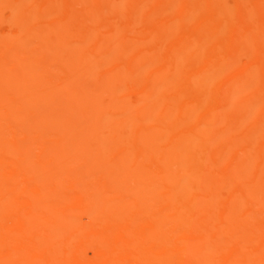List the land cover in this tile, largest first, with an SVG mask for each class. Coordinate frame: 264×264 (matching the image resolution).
I'll return each mask as SVG.
<instances>
[{
  "label": "bare ground",
  "instance_id": "1",
  "mask_svg": "<svg viewBox=\"0 0 264 264\" xmlns=\"http://www.w3.org/2000/svg\"><path fill=\"white\" fill-rule=\"evenodd\" d=\"M225 1L202 20L238 24L197 43L183 7L25 0L0 35V264H264V0Z\"/></svg>",
  "mask_w": 264,
  "mask_h": 264
},
{
  "label": "rangeland",
  "instance_id": "2",
  "mask_svg": "<svg viewBox=\"0 0 264 264\" xmlns=\"http://www.w3.org/2000/svg\"><path fill=\"white\" fill-rule=\"evenodd\" d=\"M146 2H148L149 4H147V7L146 8H144V9H146V10H144V12L146 13V15H145V18H147V20H148V18H150V20L151 19H153L152 18V15L154 14V11L153 10H155V9H157L158 7L157 6H160V5H162L163 7H167V9H164V10H168L169 11V13H167L166 14V17L167 18H170V20H172L173 18L172 17H170V14H172L171 16H175V19L173 20V21H175L176 20V17L178 16V17H180V19H181V16L182 15H184V14H182L183 12L185 13V12H189V13H185V16L187 15H196V16H193L192 15V17H191V19H189L190 21H187L186 19V17L184 18L187 22V25H186V23H184L183 22V24H181V25H176L177 27L178 26H180V29L182 28V30L181 31H179V32H183L184 30H183V28L186 30V29H191V31L195 28V27H197V28H195L198 32H197V34H198V40H197V38H196V40H197V43H209V42H214V41H212L213 40V38H214V40H221V39H223V37H225L226 38V36H225V34L227 35V37L229 36V31H232V29H234L233 28V26H234V24L235 23H233V22H235L236 21V24H238L237 23V20H239V19H235L234 21L233 20H231V19H226V22H225V20L222 22H220V23H212V21L211 20H208V21H206V22H204L202 19H204V18H201L202 16L201 15H203V14H205V15H208V13H210V12H208L209 10H208V8H210V6H211V3L212 2H210V0H187V3H189V1H190V3L189 4H187L186 2H184V0H149V1H147V0H145ZM151 1V2H150ZM153 1V2H152ZM184 3H183V2ZM235 1H238V0H231V1H229V0H226L225 1V3L227 4V6L228 5H234L235 3ZM159 4H157V3ZM183 5H182V4ZM230 3V4H229ZM234 3V4H233ZM5 8L3 7V9H5L4 10V18L3 17H0V21H2L3 20V22H0V35L1 36H6L9 40H10V44H9V46L10 47H13V50H14V47H15V44H14V41L16 40V35L20 32V28L18 27V22L19 21H21V22H23L22 20L25 18V0H22L21 1V4L19 3V0H5ZM172 4H174L176 7H174V5H172ZM179 4V5H178ZM186 5V6H185ZM188 5V6H187ZM212 6L213 7H211V9H213V12H212V10H211V12L212 13H214V5L212 4ZM184 8V11H183V8ZM194 7V8H193ZM206 7V8H205ZM78 8H79V6H78ZM178 8V9H177ZM180 8V9H179ZM187 8H188V10H187ZM0 9H2V8H0ZM159 9L161 10V6L157 9L158 11H159ZM208 11H207V10ZM156 10V11H157ZM163 10V11H164ZM181 10V11H180ZM2 11V10H1ZM0 11V12H1ZM147 11H148V15H147ZM153 11V12H152ZM155 11V12H156ZM167 11V12H168ZM171 11H173L174 13H171ZM179 11L181 12V14L179 13ZM183 11V12H182ZM164 12H166V11H164ZM163 12V13H164ZM208 12V13H207ZM153 13V14H152ZM192 13V14H191ZM194 13H196V14H194ZM201 13H203V14H201ZM1 14V13H0ZM211 14V13H210ZM116 15H118V16H116ZM200 16V17H198V16ZM149 16V17H148ZM151 16V17H150ZM120 17V18H119ZM121 17H122V15L120 14V13H118V14H115L114 16H112V20H111V23L112 22H115V23H113V24H115V25H117V26H122V22H123V20H122V22H119V21H121ZM127 17V16H126ZM125 17V18H126ZM165 17V19H167ZM177 17V18H178ZM110 18H111V16H110ZM118 18V19H117ZM123 19H124V17H122ZM172 18V19H171ZM183 18V17H182ZM198 20H197V19ZM236 18H238V17H236ZM117 19V20H116ZM127 19V18H126ZM179 19V18H178ZM199 19H200V22H199ZM233 19V18H232ZM129 20H131V19H129L128 18V21ZM143 20H145V22H146V24H147V21H146V19H143ZM148 20V24L150 25V23H151V21H153V20ZM204 20H206V19H204ZM109 21H110V19H109ZM172 21V22H173ZM233 21V22H232ZM241 21V20H240ZM101 22H103V23H101ZM101 22H99V23H101V24H103V26H107L108 24H106L108 21H106V22H104V21H101ZM125 22H127V20L125 21ZM189 22V23H188ZM204 22V23H203ZM209 22H211V23H209ZM242 22V21H241ZM124 23V22H123ZM182 23V22H181ZM243 23V22H242ZM241 23V26H240V24H239V28L240 29H238V30H241V28H245V26H246V29H244V32H246V30H247V28H250V23H249V25H247V24H245V25H243ZM247 23V22H246ZM94 24H96V23H94ZM98 24V23H97ZM145 24V23H144ZM145 24V25H146ZM175 24H177V23H175ZM110 25V24H109ZM124 25H126V23L124 24ZM187 27H186V26ZM190 25V26H189ZM192 25V26H191ZM196 25V26H195ZM198 25V26H197ZM242 25H243V27H242ZM96 26V25H95ZM110 26H113L114 27V25H110ZM116 26V27H117ZM139 26V25H138ZM138 26H136V28L138 27ZM147 26V25H146ZM145 26V27H146ZM171 26H172V23H171ZM174 26V25H173ZM176 26H174V28H176ZM22 27V26H21ZM98 27V26H97ZM97 27H94V28H97ZM108 27V26H107ZM122 27H124V26H122ZM219 27V28H218ZM232 27V28H231ZM235 27V26H234ZM101 27H100V24H99V28H98V30L100 29ZM105 28V27H104ZM103 28V29H104ZM118 28H120V27H118ZM136 28L134 29L135 31H136ZM139 28H140V26H139ZM103 29H101V30H99L100 32L103 30ZM179 29V30H180ZM203 29H205V30H203ZM22 30H24V25H23V28H22ZM97 30V29H96ZM97 30V31H98ZM137 30H138V28H137ZM200 30V31H199ZM229 30V31H228ZM106 31H108V30H106ZM106 31H104L103 30V32H106ZM122 31H124V36L122 37L123 39H125V42H128V37L130 38V39H132V37L133 38H135V40H136V37H137V39L139 38V35H137L136 33H134V34H136L135 35V37H134V34H133V32H131V33H127L128 32V30H127V32H126V30L125 29H123ZM190 31V30H189ZM190 31V32H191ZM202 31V32H201ZM204 31V32H203ZM205 31H207V33L205 32ZM208 31H209V33H208ZM241 31H243V30H241ZM241 31H239V32H241ZM95 32V31H94ZM99 32V34H103L102 32L100 33ZM177 32H178V30H177ZM185 32V31H184ZM189 32V33H190ZM201 32V33H200ZM213 32V33H212ZM229 32V33H228ZM23 34H24V32H22ZM126 33L127 34H129V36H127L126 35ZM185 33H188L187 32V30H186V32ZM203 33H206L207 35H204ZM132 36H131V35ZM197 34H196V36H197ZM203 34V35H202ZM95 35V34H94ZM98 35V34H97ZM177 35V34H176ZM214 35V36H213ZM120 36V35H119ZM118 36V37H119ZM171 36V35H170ZM202 36L204 37V36H206V37H204V39L206 40H204L203 38H202ZM211 36V37H210ZM216 36H217V38H216ZM165 37V36H164ZM172 37H173V35H172ZM219 37H221V38H219ZM120 38H121V36H120ZM169 38V37H168ZM203 40H202V39ZM206 38H208V40H210L209 42H208V40L206 39ZM210 38V39H209ZM224 38V39H225ZM165 39V38H164ZM170 39H171V37H170ZM169 39V40H170ZM173 39V38H172ZM171 39V40H172ZM212 39V40H211ZM227 39V38H226ZM225 39V40H226ZM160 40V39H159ZM166 41H168V40H166ZM202 41V42H201ZM222 41V40H221ZM224 41V40H223ZM122 42H124V40H122L121 41V43ZM161 44H162V46L164 45L162 42V40L161 41H159ZM160 43H151V45L148 47L149 49L151 48V49H154L155 47H157ZM164 43H165V40H164ZM154 44H156L155 46H154ZM154 46V47H153ZM160 46V45H159ZM158 46V49L160 48L161 49V47L162 46H160L159 47ZM200 46L198 45V46H196V48L194 49V51L196 52V53H198V52H200V48H199ZM115 52V51H114ZM116 53H118V55H119V52L118 51H116ZM118 55L116 56V54L115 55H113L112 54V56L113 57H115V58H118ZM246 55V54H245ZM120 56V55H119ZM243 58H245V59H247V61H249V56L248 55H246V56H242V59H241V61L243 62V64H241L242 66L244 65V66H247V61L245 60V59H243ZM150 62H151V60L150 59H148ZM216 59H214L213 61L212 60H207L208 61V64H205L206 66H208V67H211V68H214L215 66H217L218 64H219V60L218 61H215ZM149 62V63H150ZM144 63H145V61H144ZM213 63V64H212ZM145 64H148V62H147V60H146V63ZM246 64V65H245ZM16 79V76L15 75H12V76H10V77H8L7 78V80L9 81V82H11V83H13L14 82V80ZM262 80L264 81V75L262 76ZM198 88V87H197ZM197 88H195V86L192 88V91L193 92H195V96L198 94H200L201 92H200V88H199V92H198V89ZM257 88V89H256ZM3 90H9V91H11V93H10V95L7 97V101L8 100H11L12 98H14V95H16L17 93H16V91H17V88L15 87V86H12V87H10L7 83H5L4 85H3V88H2ZM260 88H259V85H256V86H254L253 88H252V91L253 92H258V90H259ZM196 92H198V93H196ZM197 95V96H198ZM212 94H210L209 96H211ZM229 97V96H228ZM227 97V98H228ZM210 98V100H211V97H209ZM209 98H208V100H209ZM209 100V101H210ZM209 101H207V102H209ZM206 102V103H207ZM3 105H5V104H3ZM226 125H228L229 126V121H227L226 122V124L224 125V127H226ZM17 231H15L16 233H18V229H16ZM33 234L34 235H37V232H35V231H33ZM67 239H64L62 242H65Z\"/></svg>",
  "mask_w": 264,
  "mask_h": 264
}]
</instances>
